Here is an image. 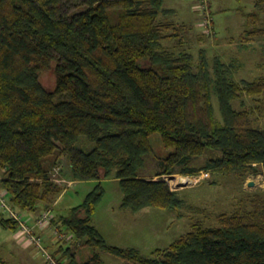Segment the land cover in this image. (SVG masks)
Returning <instances> with one entry per match:
<instances>
[{
    "label": "trees",
    "instance_id": "trees-1",
    "mask_svg": "<svg viewBox=\"0 0 264 264\" xmlns=\"http://www.w3.org/2000/svg\"><path fill=\"white\" fill-rule=\"evenodd\" d=\"M164 1L0 0V188L20 212L51 210L58 264L59 252L65 264H103L96 251L126 264H264V193L250 196V209L217 216L215 227L194 222L151 255L109 245L92 225L100 186L67 215L52 213L64 192L50 177L59 156L73 181L117 179L122 206L133 212L179 208L166 182L139 176L155 133L173 150L158 158L160 176L177 168L243 181L264 174V74L236 80L234 62L167 49L178 32L160 21L173 12ZM254 9L242 13L243 36L264 44V0ZM45 72L54 75L52 90ZM243 98L252 104L236 109ZM81 137L94 144L90 151L77 147ZM0 228L19 229L3 214ZM69 234L91 248L85 260H76ZM0 264L12 263L0 253Z\"/></svg>",
    "mask_w": 264,
    "mask_h": 264
},
{
    "label": "rangeland",
    "instance_id": "rangeland-1",
    "mask_svg": "<svg viewBox=\"0 0 264 264\" xmlns=\"http://www.w3.org/2000/svg\"><path fill=\"white\" fill-rule=\"evenodd\" d=\"M208 16L211 20V27L204 26V12L198 10L199 0H165L163 8L172 10V14L161 16L160 21L173 22L177 29L178 37H172L164 43L167 49L175 52L185 51L190 53L195 61H198L200 51H203L208 59L212 61L219 57L222 62H234L237 66L235 79L253 81L264 74V44L259 41L249 42L243 36L245 30V16L255 12V0H207ZM203 20V21H202ZM176 32L174 29L170 33ZM43 85L52 90L55 84L54 75L45 72L41 75ZM252 104L249 98H243L234 102L236 109ZM215 109L218 112L217 101H214ZM264 123V121H263ZM264 125V124H263ZM152 153L144 157V168L139 176L144 179L162 180L167 183L169 189L175 192L182 204L177 209L149 208L133 212L131 209L122 206V193L118 180L113 177L91 181H73L69 176L68 160L64 156L56 159L55 166L51 169V179L61 185L63 194L55 202L52 213L54 218L65 216L69 210L81 204L86 195L97 186L101 188V200L95 207L92 218V225L96 228L104 240L112 246L120 248H133L143 255H151L156 249H164L171 243L186 234L194 222H201L206 227L217 225V216L222 213L231 214L233 210L241 205L244 208L251 207L250 196L255 193H264V174L250 176L247 179L253 181L252 187L247 185V179L243 181L240 177L229 174H211L201 171L195 175L187 176L180 173L177 168L174 173L159 175L160 167L158 158L166 157L172 149L163 147L159 134H152L149 138ZM77 147L90 151L94 144L86 138L81 137ZM204 158L198 159L197 164L202 163ZM209 173L208 178H202ZM187 185H179L177 182L184 178H195ZM2 171L0 170V178ZM0 190H2L0 188ZM16 210V209H15ZM39 207L36 213L20 212L24 219L32 225L31 219L42 213ZM33 222V221H32ZM53 225L42 229H34L37 236L46 242L49 253H55L56 234L59 233ZM26 237V236H25ZM23 234L18 231L13 233L10 230L0 228V253L2 257L14 263L9 256V251L15 253L18 246L24 247L26 252L22 256L31 259L26 264H48L45 257L38 251L34 243L26 240ZM71 251L76 252V260H85L91 255V248L82 242L73 241L72 235ZM55 244V245H54ZM98 252L103 264H126L121 259L103 251ZM56 258L66 263L61 252ZM15 264V263H14ZM23 264V263H16Z\"/></svg>",
    "mask_w": 264,
    "mask_h": 264
},
{
    "label": "built area",
    "instance_id": "built-area-1",
    "mask_svg": "<svg viewBox=\"0 0 264 264\" xmlns=\"http://www.w3.org/2000/svg\"><path fill=\"white\" fill-rule=\"evenodd\" d=\"M200 1V6L197 7V9L202 10L204 12V26L205 28L211 27V20L210 17L208 16V2L207 0H199ZM202 20V21H203ZM209 173L203 174L201 177L202 178H208ZM198 177L196 176L195 178H184L182 180H179L177 183L179 185H187L192 182V180L197 179ZM0 214L5 215L6 217L12 219L14 222L17 223L19 229L18 232L20 234H23L24 237L26 238L27 241L34 243L36 248L38 249L39 252L43 254L45 257L46 261L48 264H58L57 261L52 257L51 253H49L48 249L45 247L43 244L42 238L37 236L34 232V229H42L46 226L50 225L51 219H52V214L51 210H45L44 212L41 213L40 216H38L33 222L32 225L29 224L24 217L13 208L11 205L10 201L7 198L6 192L4 190H0ZM70 238H66L68 240Z\"/></svg>",
    "mask_w": 264,
    "mask_h": 264
},
{
    "label": "crops",
    "instance_id": "crops-1",
    "mask_svg": "<svg viewBox=\"0 0 264 264\" xmlns=\"http://www.w3.org/2000/svg\"><path fill=\"white\" fill-rule=\"evenodd\" d=\"M75 182H77V181H75ZM250 184H252V185H250ZM247 185L248 186H250V187H252L253 185H254V183H253V181L252 180H250V179H247ZM60 198V197H59ZM30 220L32 221V219L30 218ZM18 247H20L22 250L23 249H25L24 247H21V246H18ZM20 248H16V251H15V253L13 252V251H9V256L14 260L13 262L16 264V263H18V262H20V263H23V264H26V263H30V258L28 257L29 256V254L28 253H26V252H22V251H20ZM23 251H25V250H23ZM26 253V255H28L26 258H23L22 256L24 255ZM14 263H12V264H14Z\"/></svg>",
    "mask_w": 264,
    "mask_h": 264
},
{
    "label": "water",
    "instance_id": "water-1",
    "mask_svg": "<svg viewBox=\"0 0 264 264\" xmlns=\"http://www.w3.org/2000/svg\"><path fill=\"white\" fill-rule=\"evenodd\" d=\"M250 185H252V184H250Z\"/></svg>",
    "mask_w": 264,
    "mask_h": 264
}]
</instances>
